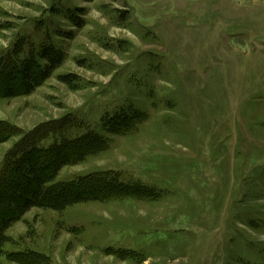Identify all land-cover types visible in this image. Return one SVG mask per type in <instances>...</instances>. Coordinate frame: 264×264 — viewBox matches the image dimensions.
I'll return each mask as SVG.
<instances>
[{
  "label": "rangeland",
  "instance_id": "1",
  "mask_svg": "<svg viewBox=\"0 0 264 264\" xmlns=\"http://www.w3.org/2000/svg\"><path fill=\"white\" fill-rule=\"evenodd\" d=\"M46 51L0 98V209L33 141L53 193L103 196L32 208L0 264H264V0H0V92Z\"/></svg>",
  "mask_w": 264,
  "mask_h": 264
},
{
  "label": "trees",
  "instance_id": "2",
  "mask_svg": "<svg viewBox=\"0 0 264 264\" xmlns=\"http://www.w3.org/2000/svg\"><path fill=\"white\" fill-rule=\"evenodd\" d=\"M80 25V24H79ZM42 57L45 59V65L40 69L37 68V72L29 66H24L19 68L20 74V83L22 84V89L15 91L13 86L6 87V90L0 92V98H12L17 95H29L36 87L41 85L46 78H48L56 67H58L63 59L62 54L51 55L49 51L43 53ZM39 73H41V78H39ZM57 79L66 85H72L75 83V76L72 74L59 75ZM124 120V118H122ZM121 125V123L119 124ZM125 125V124H124ZM117 131V130H115ZM94 139L96 138L93 137ZM4 141V136H0V144ZM32 142L31 154H26V160L23 165L26 170V177H24L20 161L17 162L18 168L12 174L11 177L15 176L16 179L25 178L26 189L24 195L20 190H17V194L14 195L17 199V202L12 204L11 202H6L7 207L5 209H0V254L2 253L3 246L10 241V238L7 236L6 231L17 221L21 219L29 210L32 208H42L50 209L53 211L61 212L66 208L85 203L88 201H97L101 200L102 193H84L76 191L72 194H67L66 191L62 190L59 193H53L49 188V184L55 179L59 169L62 165L68 163V159H62L58 161L56 165L53 166L51 171H46V157H37L36 155L41 154L43 150L39 147H36ZM31 150V151H32ZM98 149H87L77 150V153L74 155L72 162H77L82 160L89 153L97 152ZM23 153L22 150H20ZM34 154V155H33ZM22 175V176H21ZM15 181V180H14ZM16 182H19L18 180ZM22 189V188H21ZM9 190V189H8ZM50 192H49V191ZM131 190V189H125ZM136 191V188L132 189ZM108 196L118 197L116 191L108 192ZM13 195V193H11ZM48 194V196H47ZM2 212V213H1ZM9 212V213H8Z\"/></svg>",
  "mask_w": 264,
  "mask_h": 264
}]
</instances>
